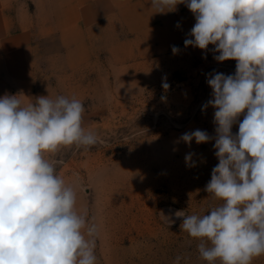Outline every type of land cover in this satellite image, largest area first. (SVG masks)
<instances>
[{"label":"rangeland","instance_id":"obj_1","mask_svg":"<svg viewBox=\"0 0 264 264\" xmlns=\"http://www.w3.org/2000/svg\"><path fill=\"white\" fill-rule=\"evenodd\" d=\"M22 1L40 30L34 83L24 92L3 71L0 97L83 103L82 126L103 142L62 147L46 158L62 161L56 174L74 188L76 211L97 226L95 264H175L177 256L179 264H209L174 213L204 215L220 203L204 190L219 162L215 140L189 146L179 138L197 129L215 137V109L204 108L212 99L207 78L234 75L237 61L217 62L211 44L184 46L196 22L185 4L155 13L151 0H97L78 28L61 32L49 0ZM189 153L195 167L186 165ZM252 264H264V255Z\"/></svg>","mask_w":264,"mask_h":264},{"label":"clouds","instance_id":"obj_2","mask_svg":"<svg viewBox=\"0 0 264 264\" xmlns=\"http://www.w3.org/2000/svg\"><path fill=\"white\" fill-rule=\"evenodd\" d=\"M178 4L196 21L184 46L214 45L217 62L237 64L234 75L207 78L212 99L204 108L215 109V137L197 129L179 138L189 146L215 140L219 162L204 190L220 203L204 215H174L183 218L181 230L199 239V255L209 264H252L264 255V0H151L155 13ZM84 111L80 100L65 96L27 104L18 95L0 97V264H95L97 226L76 211L74 188L56 174L62 161L46 158L62 147L103 142L82 126ZM192 156H185L189 167L196 166Z\"/></svg>","mask_w":264,"mask_h":264},{"label":"crops","instance_id":"obj_3","mask_svg":"<svg viewBox=\"0 0 264 264\" xmlns=\"http://www.w3.org/2000/svg\"><path fill=\"white\" fill-rule=\"evenodd\" d=\"M21 1L0 0V74L4 71L17 88L27 92L34 83L40 30ZM94 1L97 0H49L56 30L68 32L78 28Z\"/></svg>","mask_w":264,"mask_h":264}]
</instances>
